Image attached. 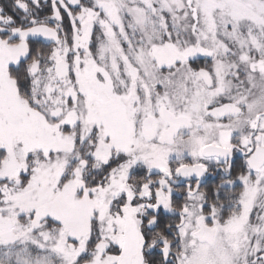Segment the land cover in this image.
Instances as JSON below:
<instances>
[{
	"label": "snow or ice",
	"instance_id": "1",
	"mask_svg": "<svg viewBox=\"0 0 264 264\" xmlns=\"http://www.w3.org/2000/svg\"><path fill=\"white\" fill-rule=\"evenodd\" d=\"M0 264H264V0H0Z\"/></svg>",
	"mask_w": 264,
	"mask_h": 264
}]
</instances>
